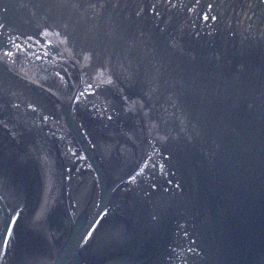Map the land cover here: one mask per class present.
I'll list each match as a JSON object with an SVG mask.
<instances>
[{
	"label": "water",
	"instance_id": "95a60500",
	"mask_svg": "<svg viewBox=\"0 0 264 264\" xmlns=\"http://www.w3.org/2000/svg\"><path fill=\"white\" fill-rule=\"evenodd\" d=\"M0 264H264V0H0Z\"/></svg>",
	"mask_w": 264,
	"mask_h": 264
}]
</instances>
